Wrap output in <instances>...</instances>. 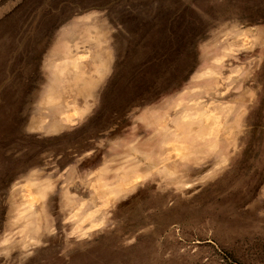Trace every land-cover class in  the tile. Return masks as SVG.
<instances>
[{
	"label": "rangeland",
	"instance_id": "obj_1",
	"mask_svg": "<svg viewBox=\"0 0 264 264\" xmlns=\"http://www.w3.org/2000/svg\"><path fill=\"white\" fill-rule=\"evenodd\" d=\"M0 0V264H264V0Z\"/></svg>",
	"mask_w": 264,
	"mask_h": 264
},
{
	"label": "crops",
	"instance_id": "obj_2",
	"mask_svg": "<svg viewBox=\"0 0 264 264\" xmlns=\"http://www.w3.org/2000/svg\"><path fill=\"white\" fill-rule=\"evenodd\" d=\"M122 0H107V6H109L110 4H115V2L118 4L119 2H121Z\"/></svg>",
	"mask_w": 264,
	"mask_h": 264
}]
</instances>
